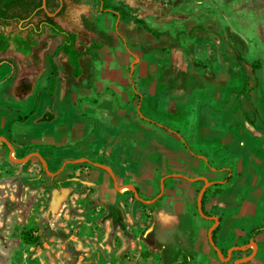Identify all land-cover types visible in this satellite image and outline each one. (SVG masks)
<instances>
[{"label":"crops","instance_id":"crops-1","mask_svg":"<svg viewBox=\"0 0 264 264\" xmlns=\"http://www.w3.org/2000/svg\"><path fill=\"white\" fill-rule=\"evenodd\" d=\"M220 2L195 0L187 2L191 3L190 6L180 2L175 8L182 10L183 15L189 11L188 17L171 20L180 24L182 31L191 25L188 34L203 41L211 34L209 24L215 20L226 23L231 31L225 28L222 34L238 48L236 57L241 55L249 70L254 62L260 65L250 81L253 89L243 94L240 88L232 92L223 82V92L220 93L223 105L212 107L208 104L202 110L200 120L205 137L226 145L224 164L216 163L218 157L215 152L207 154L190 144L191 150H187L181 140V136L186 137L180 131L159 122L160 127H153L150 123L154 120L143 114L141 104L135 102L140 97L135 95L138 90L133 84V97H128L125 103L127 113L122 112L124 104L116 93L113 98L103 96L112 86L129 84L134 74L131 66L128 70L122 62L128 59L127 53L132 52L128 41L136 30L131 28L126 36L123 31L126 22L121 18H128L133 27L138 23L114 13L112 8H122L169 34L168 26L172 21L157 19L163 15L164 2H156L148 9L137 0L60 2L57 10L64 6V11L54 19L77 34L78 49L86 50L93 42L98 47L91 49L92 54L80 58V76L73 74L68 55L61 52L56 58L60 69L57 86L54 95H50L47 91L40 93L51 85L52 66L48 53L62 42L63 36L52 34L49 29L42 35H34L35 44L28 54L19 50L12 41L8 49L14 45L22 58L31 59L34 51L40 55L46 51V55L41 62L32 59L27 64L23 63L17 71L13 85L28 79L26 92L24 88L17 90L16 86L13 92L4 94L2 91L7 87L4 86L7 81H0V104L13 106V109L0 107V112L11 113L0 128V134L12 138L22 155L38 151L49 164L62 162L63 165L69 160L62 170L69 164H78L87 173L86 184L95 187L94 196L106 207L116 203L122 195L121 189L115 187L112 175L96 163L109 166L119 185H135L145 199L155 194L158 185L161 192V180L164 178V190L149 210L150 220L144 229V241L149 249L158 251L162 257L165 253L169 254L168 258L187 257L189 264H233L235 259L248 256L255 249L252 244L249 248L235 250L229 261H223L211 245L208 231L213 223L210 225V219L196 213L195 201L206 180L212 181L205 190L203 201L205 210L220 220L218 229L215 228L216 245L228 253L233 246L256 241L254 257L240 264H264V0ZM206 9L211 12L204 18ZM218 9L223 10L214 12ZM17 29L13 34L4 31L12 37L19 34L27 36L28 30L19 25ZM83 34L88 36L89 42L83 40ZM143 35L157 38L144 29ZM62 61H68L71 66L67 76ZM38 94L39 105L35 113L26 121L11 123L17 115L25 116L34 109ZM135 109L143 121L138 122ZM239 124L241 127L235 129ZM34 158L37 156L29 159ZM233 174V179L227 182L225 177ZM217 180L222 184H215Z\"/></svg>","mask_w":264,"mask_h":264},{"label":"rangeland","instance_id":"rangeland-1","mask_svg":"<svg viewBox=\"0 0 264 264\" xmlns=\"http://www.w3.org/2000/svg\"><path fill=\"white\" fill-rule=\"evenodd\" d=\"M137 1L146 9L156 2H164L163 15L159 12L156 18L168 19V22L188 17L189 11L183 15L175 6L195 0ZM220 1L225 0H217ZM209 12L208 9L204 11V18ZM149 18L156 19L154 16ZM121 19L126 22L123 30L126 36L131 28L136 30L128 41L132 52L127 53L128 59L122 64L129 70L135 54L138 60L132 81L112 86L103 96L113 98L116 93L124 104L122 112L127 113L125 103L128 97H133V84L141 94L135 102L141 104L143 114L154 120L150 123L153 127H160L159 122L180 131L191 146L207 154L215 152L216 163L224 164L226 145L205 137L200 116L205 105H223L220 99L223 82L232 92L243 88L245 79L236 57L238 48L222 34L225 28L230 32V28L215 20L209 24L211 34L203 41L188 34L191 25L182 31L181 25L172 21L168 26L169 35L157 39L144 36L142 27L138 24L133 27L128 18ZM1 29L10 34L18 30L17 25ZM82 38L85 42L90 41L84 34ZM18 55L14 45L0 53V81H7L4 85L7 87H2L4 94L13 92L16 86L17 90H28L25 88L28 79L13 85L17 71L32 59L41 62L46 51L42 55L34 51L31 59ZM62 67L67 76L71 68L69 62L62 61ZM0 107L13 109L8 103L0 104ZM135 110L139 122L142 118ZM10 114L4 110L0 112V128ZM144 123L148 124L147 121ZM240 127L239 124L234 128ZM7 137L15 146L14 156L23 159L26 155H22L16 142ZM61 165L62 162L48 163L51 173H47L38 157L24 162L13 161L9 158V147L0 141V264H189L187 257L168 258L166 253V257H162L158 251L147 247L143 233L150 220L151 207L146 204L153 203L144 204L127 187L121 189L122 195L114 205L106 207L94 196L95 187L86 184L85 170L73 163L62 170ZM159 191L160 185L149 200ZM139 195L142 196L140 192ZM26 230L39 234L40 241H26L23 236Z\"/></svg>","mask_w":264,"mask_h":264},{"label":"trees","instance_id":"trees-1","mask_svg":"<svg viewBox=\"0 0 264 264\" xmlns=\"http://www.w3.org/2000/svg\"><path fill=\"white\" fill-rule=\"evenodd\" d=\"M47 9L43 7V0H0V52H4L8 49L11 42L14 41L18 46L19 50H22L24 53L28 54L30 49L32 48L34 43L33 37L34 35H42L46 29H49L50 32L54 35L63 36L62 42L57 45L53 51L48 53V58L50 60V64L52 66V74H51V85L48 87H44L41 91H47L50 95H54L56 86H57V77L60 74V69L58 63L56 61L57 56L64 52L68 55L69 61L72 65L73 74L75 76H80L82 73V67L80 66V58L84 55L92 54L91 49L97 48L98 44L93 42L90 48L86 50H80L76 46V37L77 34L75 32L69 31L65 29L61 24H59L54 18L55 16H50L49 12H55L60 7V0H46ZM64 11V6H62L56 13V16L61 15ZM116 14H120L122 16H127L134 22L140 24L142 28L150 32L153 36L160 38L163 35H169L167 31H161L158 28H154L148 25L143 19L137 17L136 15L128 13L126 10L122 8H112V10ZM11 25H19L22 28L28 30V34L26 37H22L20 34L15 37L10 36L2 27H8ZM192 31V30H191ZM95 57H97L96 53H93ZM238 63L241 65L242 70L245 75V82L243 88L240 90V93H247L249 90L253 89L254 86H250V81L254 79L255 70L260 67L258 62H254L251 64V69L247 67V63L241 55L237 56ZM251 71V72H250ZM136 96L140 97V93L134 92ZM40 94L36 97V103L33 110H31L25 116L17 115L11 123L15 122H23L29 119V117L35 113L36 109L39 105ZM145 119V118H144ZM163 128L168 129L166 126ZM174 133L178 134L176 131ZM181 140L185 145L187 150H191L189 143L186 139L181 136ZM207 164L210 165V162L207 161ZM234 177L233 175H227L225 179L227 182H230ZM215 184H222L221 180H217ZM208 190V189H207ZM199 193V190H198ZM207 191L203 195V200L205 198ZM145 204V202H144ZM151 208L154 206L153 204H146ZM203 209L207 215H210L208 211L205 210L204 201H203ZM195 210L198 212L197 207V199L195 201ZM214 222V220H210V225ZM218 229V227H217ZM214 230V240L216 241V231ZM24 239L30 243H38L40 241L41 236L39 234H34L33 230H26L23 233ZM222 252L226 256L227 252L222 249Z\"/></svg>","mask_w":264,"mask_h":264},{"label":"water","instance_id":"water-1","mask_svg":"<svg viewBox=\"0 0 264 264\" xmlns=\"http://www.w3.org/2000/svg\"><path fill=\"white\" fill-rule=\"evenodd\" d=\"M60 2L62 4L63 0H60ZM43 7L45 9H47L46 0H43ZM57 11L58 10H56L55 12H49V15L50 16H55L56 13H57ZM137 60H138V56L135 54V60L132 62V65H131V72L134 71V66H135V63H136ZM0 141L6 143L7 146L9 147V158L11 160L17 161V162L18 161L24 162V161L28 160L31 156L35 155V156H37L43 162V165H44V168H45L46 172L47 173H51L50 170H49L48 162L46 161V159L42 156V154L40 152H38V151L30 152L23 159H20L19 160V159H17L14 156L15 146H14L13 142L7 136L1 135V134H0ZM199 156L206 159V157L204 155H199ZM68 161L64 162L61 168H63ZM71 161H77V160H71ZM96 164L99 165V166H101V167H103L104 169H106L112 175L114 185H115V187L117 189H122L123 187H130L131 190L134 192L135 196L139 200H141V201H143L145 203H154L158 199V197L162 194V192L164 190V178H162V180H161V192L157 196H155L154 198H152L151 200L145 199V198H143L142 196L139 195L138 190H137V188H136L135 185H133V184H126L124 186L119 185L118 184V181H117V178H116V175L110 169L109 166H107L105 164H102V163H96ZM211 184H212V181L206 180L205 184L202 186V188H201V190H200V192L198 194V197H197V207H198L199 214L201 216H203L204 218H207V219H210V220H214L213 224L211 225V227L209 228V231H208V237H209V241H210L211 245L215 248V250L217 251V253H218L219 257L221 258V260H223V261H229L231 259V257H232V252L233 251H235V250H241V249H246V248H249L252 244H254L255 249H254L253 253L249 254L248 256L235 259L234 262H233V264H240L242 262H245V261H248V260L252 259L254 257V255H255V251L257 249V243H256V241H253L252 240L248 244L231 247L228 250L227 256H224L223 252L216 245L215 240H214V230H215V228L218 226V224L220 222L219 217L216 216V215H207L204 212V209H203V195H204V192L207 189V187L209 185H211Z\"/></svg>","mask_w":264,"mask_h":264}]
</instances>
